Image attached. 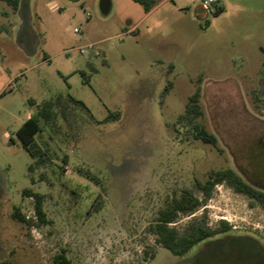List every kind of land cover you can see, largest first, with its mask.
Masks as SVG:
<instances>
[{
  "label": "rangeland",
  "instance_id": "1",
  "mask_svg": "<svg viewBox=\"0 0 264 264\" xmlns=\"http://www.w3.org/2000/svg\"><path fill=\"white\" fill-rule=\"evenodd\" d=\"M101 1L27 0L20 16L0 0V261L51 264L63 252L72 264H264V207L224 184L175 226L205 210L227 231L174 255L148 229L167 197L198 194L194 180L209 170L232 167L264 191V0H218L216 14L197 0L147 13L133 0L103 12ZM197 87L195 122L222 152L177 121ZM57 96L33 137L47 161L29 172L17 131ZM27 188L43 194V224L11 216H34Z\"/></svg>",
  "mask_w": 264,
  "mask_h": 264
},
{
  "label": "trees",
  "instance_id": "2",
  "mask_svg": "<svg viewBox=\"0 0 264 264\" xmlns=\"http://www.w3.org/2000/svg\"><path fill=\"white\" fill-rule=\"evenodd\" d=\"M6 1L11 5L13 10L17 9L18 0ZM133 1L140 4L143 11L147 13L162 0ZM220 10V7L215 6L214 14L218 13ZM200 92V88L197 87L188 97L185 110L178 116L177 121L178 123L185 122L192 126V135L194 139H199L204 143L211 144L219 152H222L217 137L207 130L203 124L195 122L203 113L200 105ZM66 101L74 105L85 107L81 101L71 97ZM31 102L34 103L33 100H31ZM63 102L64 100L60 96H57L54 100L43 102L38 107L37 113L35 115H30L17 131V136L21 144L34 158L33 164L28 166L29 172L32 171L34 166L44 164L45 161H47L45 150L33 141V137L41 130V121L50 122L53 119L54 106L62 104ZM86 176L95 181L98 180V178L91 173H87ZM31 182L34 183L33 178H31ZM218 184H224L234 192L243 194L250 200L264 207V191L245 181L232 167L209 170L204 181L194 180V188L198 194H195L193 189L183 188L179 193L173 192L171 196L165 199L164 205L158 209L153 222H151L148 227L150 233L154 236V242L162 248L169 250L174 255H183L201 240L230 229V225L225 220H220L215 227L210 226L207 222L205 210L202 211L197 218L190 220L181 230L175 226L180 216L192 215L195 211L204 206L206 201L211 197L214 186ZM22 194L32 197L34 201V216L32 218H27L20 212L18 207H15L11 213L12 218L27 226L45 223V213L42 207L43 194L31 188L24 189ZM91 207L98 210L97 198L91 203ZM148 257H153V252L144 249L143 258ZM0 264L8 263L3 260L0 261ZM51 264L72 263L63 252H58L52 257Z\"/></svg>",
  "mask_w": 264,
  "mask_h": 264
},
{
  "label": "crops",
  "instance_id": "3",
  "mask_svg": "<svg viewBox=\"0 0 264 264\" xmlns=\"http://www.w3.org/2000/svg\"><path fill=\"white\" fill-rule=\"evenodd\" d=\"M161 2V1H160ZM19 13L20 16H26L27 14L29 15V9H28V6H27V0H18V5H17V9L15 10V13ZM2 30V29H1ZM25 33V32H24ZM23 37L25 39H27L26 37V33L23 34ZM30 115L28 114L27 115V118L29 117Z\"/></svg>",
  "mask_w": 264,
  "mask_h": 264
},
{
  "label": "built area",
  "instance_id": "4",
  "mask_svg": "<svg viewBox=\"0 0 264 264\" xmlns=\"http://www.w3.org/2000/svg\"><path fill=\"white\" fill-rule=\"evenodd\" d=\"M199 2V7L201 8L202 11L206 13L211 12V7L216 6V3L218 0H197ZM88 47H92V44H89ZM83 52V49H81Z\"/></svg>",
  "mask_w": 264,
  "mask_h": 264
},
{
  "label": "water",
  "instance_id": "5",
  "mask_svg": "<svg viewBox=\"0 0 264 264\" xmlns=\"http://www.w3.org/2000/svg\"><path fill=\"white\" fill-rule=\"evenodd\" d=\"M69 1L76 2L78 0H69ZM108 8H109V2H108V0L101 1V9H102V11L103 12H106Z\"/></svg>",
  "mask_w": 264,
  "mask_h": 264
}]
</instances>
